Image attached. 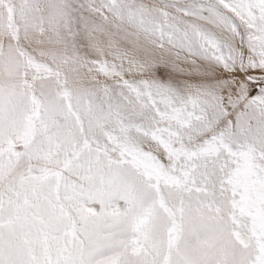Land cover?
Here are the masks:
<instances>
[{
	"label": "snow or ice",
	"instance_id": "6c2138e0",
	"mask_svg": "<svg viewBox=\"0 0 264 264\" xmlns=\"http://www.w3.org/2000/svg\"><path fill=\"white\" fill-rule=\"evenodd\" d=\"M0 264H264V0H0Z\"/></svg>",
	"mask_w": 264,
	"mask_h": 264
}]
</instances>
